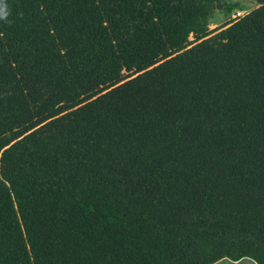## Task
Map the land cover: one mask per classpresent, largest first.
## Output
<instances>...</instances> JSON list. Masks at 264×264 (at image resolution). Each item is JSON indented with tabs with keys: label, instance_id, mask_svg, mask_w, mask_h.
I'll return each mask as SVG.
<instances>
[{
	"label": "trees",
	"instance_id": "1",
	"mask_svg": "<svg viewBox=\"0 0 264 264\" xmlns=\"http://www.w3.org/2000/svg\"><path fill=\"white\" fill-rule=\"evenodd\" d=\"M0 0V264H264V0Z\"/></svg>",
	"mask_w": 264,
	"mask_h": 264
},
{
	"label": "rangeland",
	"instance_id": "2",
	"mask_svg": "<svg viewBox=\"0 0 264 264\" xmlns=\"http://www.w3.org/2000/svg\"><path fill=\"white\" fill-rule=\"evenodd\" d=\"M225 2L229 4H237L239 7L238 8H232L229 12H225L221 7L215 8L213 13L208 19V29H214L216 27L222 26L233 19L237 17H232L234 16L236 11H240L241 15H244L248 11L252 10L255 8V3L251 0H224Z\"/></svg>",
	"mask_w": 264,
	"mask_h": 264
},
{
	"label": "crops",
	"instance_id": "3",
	"mask_svg": "<svg viewBox=\"0 0 264 264\" xmlns=\"http://www.w3.org/2000/svg\"><path fill=\"white\" fill-rule=\"evenodd\" d=\"M213 264H254V263L249 259L242 258L234 262L229 261L227 259H220Z\"/></svg>",
	"mask_w": 264,
	"mask_h": 264
},
{
	"label": "built area",
	"instance_id": "4",
	"mask_svg": "<svg viewBox=\"0 0 264 264\" xmlns=\"http://www.w3.org/2000/svg\"><path fill=\"white\" fill-rule=\"evenodd\" d=\"M241 16H242L241 12L240 11H236L234 16H232V17H234V18L237 17L238 18V17H241Z\"/></svg>",
	"mask_w": 264,
	"mask_h": 264
},
{
	"label": "clouds",
	"instance_id": "5",
	"mask_svg": "<svg viewBox=\"0 0 264 264\" xmlns=\"http://www.w3.org/2000/svg\"><path fill=\"white\" fill-rule=\"evenodd\" d=\"M5 13L4 12H2V11H0V18H5Z\"/></svg>",
	"mask_w": 264,
	"mask_h": 264
}]
</instances>
